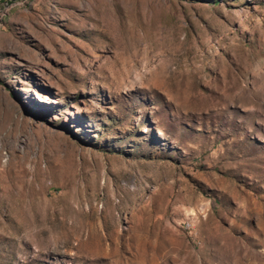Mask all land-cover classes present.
I'll return each mask as SVG.
<instances>
[{"label":"rangeland","instance_id":"rangeland-1","mask_svg":"<svg viewBox=\"0 0 264 264\" xmlns=\"http://www.w3.org/2000/svg\"><path fill=\"white\" fill-rule=\"evenodd\" d=\"M0 264H264V0H0Z\"/></svg>","mask_w":264,"mask_h":264}]
</instances>
